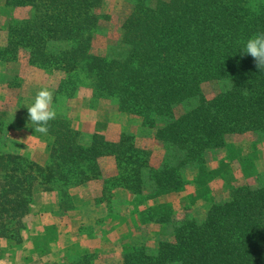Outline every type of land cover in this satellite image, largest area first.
I'll list each match as a JSON object with an SVG mask.
<instances>
[{
	"label": "trees",
	"instance_id": "trees-1",
	"mask_svg": "<svg viewBox=\"0 0 264 264\" xmlns=\"http://www.w3.org/2000/svg\"><path fill=\"white\" fill-rule=\"evenodd\" d=\"M102 1L5 0L31 6L34 13L8 25L0 60L14 61L24 50L29 64L44 70L72 73L83 67L94 77L96 94L154 129L162 161L152 167L151 151L129 133L115 141L94 133L83 142L65 119L47 124L49 155L43 166L2 149L0 138V238L20 242L22 218L37 187L55 190L65 204L68 189L101 179L99 159L106 156L115 169L102 179L98 201L109 202L123 189L133 196L139 221L169 224L172 206L149 201L182 191L189 170L204 197L207 183L226 173L222 160L209 169L207 154L227 148L234 157L229 135L264 137V67L241 53L247 39L264 32V2L128 0L132 8L120 28L125 52L108 58L90 52ZM207 82L224 88L207 98L202 89ZM178 106L183 109L177 115ZM3 126L0 111V136ZM107 212L112 214L109 206ZM95 256L84 251L67 264H92ZM122 264H264V182L232 187L225 201L209 203L201 220L187 217L174 225L171 238L153 251L124 245Z\"/></svg>",
	"mask_w": 264,
	"mask_h": 264
},
{
	"label": "rangeland",
	"instance_id": "rangeland-1",
	"mask_svg": "<svg viewBox=\"0 0 264 264\" xmlns=\"http://www.w3.org/2000/svg\"><path fill=\"white\" fill-rule=\"evenodd\" d=\"M131 8L128 0L101 2L96 9L100 18L93 32L91 54L110 58L125 52V46L120 43V28ZM33 13L31 6L14 7L0 0V47L6 42L8 25L29 18ZM93 78L83 67L64 73L31 65L24 50L14 61L0 60V111L4 112L1 148L27 156L39 165L46 164L49 138L28 118L27 108L31 107L39 90L47 89L52 92L50 107L56 111L53 120H67L81 133L83 142L94 133L113 141L121 133H129L134 135L138 146L151 151L150 165L158 167L164 149L155 140L154 129L142 125L139 117L120 111L115 100L96 94ZM222 88L224 84L220 82H207L202 87L207 98ZM182 109V106L176 107L175 113L178 115ZM228 142L233 145L234 157L229 156L227 148L207 154V167L216 168L222 160L226 173L223 178L207 183L204 197L198 196L199 189L192 182L195 173L189 170L186 175L190 182L182 191L149 201L148 205L172 206L174 212L169 224L139 221L133 196L123 189H117L109 202L98 201L102 179L114 173L115 162L110 156L99 159L101 179L68 189L69 200L65 204L55 190L37 187L29 211L22 218L20 242L8 239L12 242L2 247L0 255L5 259L1 263L67 264L85 251L96 254L92 264H122L126 244H142L153 251L160 242L171 238L174 225L187 217L201 220L209 203L225 201L232 187L264 182V137L255 133L235 134L229 135ZM108 206L112 211L109 215ZM137 209L140 211L142 207Z\"/></svg>",
	"mask_w": 264,
	"mask_h": 264
},
{
	"label": "clouds",
	"instance_id": "clouds-1",
	"mask_svg": "<svg viewBox=\"0 0 264 264\" xmlns=\"http://www.w3.org/2000/svg\"><path fill=\"white\" fill-rule=\"evenodd\" d=\"M241 53L253 57L258 68L264 67V32L247 39ZM52 102V92L41 89L35 96L31 107L27 108L28 118L38 126V130L42 133L47 132L48 122L56 116V111L50 107Z\"/></svg>",
	"mask_w": 264,
	"mask_h": 264
},
{
	"label": "crops",
	"instance_id": "crops-1",
	"mask_svg": "<svg viewBox=\"0 0 264 264\" xmlns=\"http://www.w3.org/2000/svg\"><path fill=\"white\" fill-rule=\"evenodd\" d=\"M9 242H12V241L8 240V239L0 238V251H1L2 247H4L5 244H7V246H9ZM6 255H8V253H6ZM4 259L5 258L0 255V264H2L1 262H4ZM5 261L8 262L7 259Z\"/></svg>",
	"mask_w": 264,
	"mask_h": 264
}]
</instances>
